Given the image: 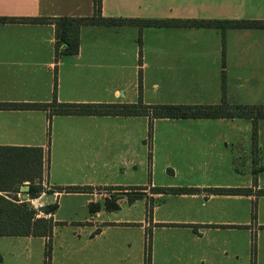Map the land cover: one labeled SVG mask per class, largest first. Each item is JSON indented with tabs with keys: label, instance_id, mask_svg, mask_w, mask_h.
<instances>
[{
	"label": "crops",
	"instance_id": "1",
	"mask_svg": "<svg viewBox=\"0 0 264 264\" xmlns=\"http://www.w3.org/2000/svg\"><path fill=\"white\" fill-rule=\"evenodd\" d=\"M93 14L94 0H0V18ZM100 14L264 21V0H101ZM54 46L53 24L0 23V104H264L241 96L264 69L259 29L85 25L77 55L56 59ZM149 124L144 116L49 118L44 110L0 108V147L43 151L47 192L23 200L21 185L16 197L56 224L50 264H145L148 245L150 264H250L253 245L255 264H264V119H155L150 137ZM112 198L118 210L109 212ZM54 204L53 214L42 213ZM91 204L99 209L90 212ZM47 241L0 237V264H45Z\"/></svg>",
	"mask_w": 264,
	"mask_h": 264
},
{
	"label": "trees",
	"instance_id": "2",
	"mask_svg": "<svg viewBox=\"0 0 264 264\" xmlns=\"http://www.w3.org/2000/svg\"><path fill=\"white\" fill-rule=\"evenodd\" d=\"M101 0H94V14L87 18L62 17L48 18H0L1 24H53L55 27V58L59 56H75L79 50V29L81 26H122L124 24L143 27H195L218 28L224 33L227 29H259L264 31V21H125L119 19H104L100 14ZM224 63V62H223ZM225 85V75L222 74V86ZM0 108L14 110H44L52 116H144L150 120L149 137L151 136V122L163 118H249L254 122L264 119V104L255 106L228 105L222 102L217 106H187V105H143L137 104H59L55 100L50 104H0ZM43 166V151L41 148L0 147V237H42L48 239L45 245L44 263L50 264L51 237L56 225L53 220L37 218V212L26 202L17 199L19 187L28 183L26 195L29 199H36L43 189L41 187ZM84 189L67 188V192H81ZM153 192L162 194H189L192 189L155 188ZM216 194L229 191L215 190ZM233 192V191H231ZM238 192V191H236ZM244 192V191H242ZM264 193V192H263ZM14 197H9L13 196ZM134 197L129 196V202ZM117 199H107L105 210L117 211ZM57 206L50 205L42 209L44 214H53ZM99 209V205L91 204L90 212ZM151 214V207L147 210ZM255 245L251 249V263L255 264ZM145 264H150V245L146 249Z\"/></svg>",
	"mask_w": 264,
	"mask_h": 264
},
{
	"label": "rangeland",
	"instance_id": "3",
	"mask_svg": "<svg viewBox=\"0 0 264 264\" xmlns=\"http://www.w3.org/2000/svg\"><path fill=\"white\" fill-rule=\"evenodd\" d=\"M255 78L252 79V82L255 83V86H254V90L252 91V93H250L249 91L248 92H243V94L241 95L242 97H244L245 99H252V100H258L260 103L263 102L264 100V83H263V76H264V69H260L259 71L258 70H255ZM153 94H147V99H150L152 98ZM158 96H161L163 97L164 95H157ZM28 185V183H27ZM41 187L43 189L44 192H47V186L44 185L43 183H41ZM9 197H13V196H9ZM21 197V196H19ZM21 201V198H17ZM27 199H29V197H27ZM31 200V199H29ZM23 201V200H22ZM28 204V203H27ZM61 204V210L59 212V216L61 217H65L68 215V206H67V199H64L63 202H60ZM79 200H77V205H76V208L78 207L79 205ZM29 205V204H28ZM79 210L82 211L79 207ZM78 211L77 212V215L78 216H82V212Z\"/></svg>",
	"mask_w": 264,
	"mask_h": 264
},
{
	"label": "water",
	"instance_id": "4",
	"mask_svg": "<svg viewBox=\"0 0 264 264\" xmlns=\"http://www.w3.org/2000/svg\"><path fill=\"white\" fill-rule=\"evenodd\" d=\"M29 190V186L28 185H22L20 187V192L23 194L22 195V199L25 200L26 199V192Z\"/></svg>",
	"mask_w": 264,
	"mask_h": 264
}]
</instances>
